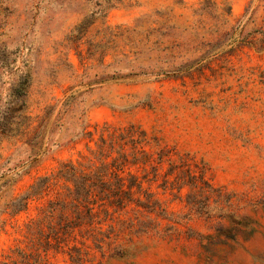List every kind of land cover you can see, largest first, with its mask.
I'll return each mask as SVG.
<instances>
[{"label":"rangeland","instance_id":"rangeland-1","mask_svg":"<svg viewBox=\"0 0 264 264\" xmlns=\"http://www.w3.org/2000/svg\"><path fill=\"white\" fill-rule=\"evenodd\" d=\"M1 46L0 264H264V0H0Z\"/></svg>","mask_w":264,"mask_h":264},{"label":"trees","instance_id":"trees-1","mask_svg":"<svg viewBox=\"0 0 264 264\" xmlns=\"http://www.w3.org/2000/svg\"><path fill=\"white\" fill-rule=\"evenodd\" d=\"M14 61L8 59V54L6 48L3 46L0 47V68L7 69L11 68V65ZM29 86V75L28 73L22 74L17 79L16 83L12 85L11 96L13 98V104L18 106V109H21L24 106L27 88ZM22 203L18 210L24 209L26 207L27 201L29 199L28 195L22 197Z\"/></svg>","mask_w":264,"mask_h":264}]
</instances>
